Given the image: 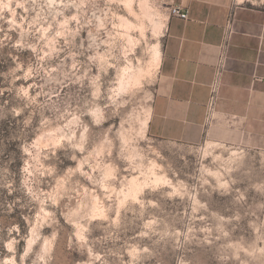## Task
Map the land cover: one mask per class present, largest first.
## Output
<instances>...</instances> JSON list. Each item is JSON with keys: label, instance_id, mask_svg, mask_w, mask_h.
I'll return each instance as SVG.
<instances>
[{"label": "rangeland", "instance_id": "rangeland-1", "mask_svg": "<svg viewBox=\"0 0 264 264\" xmlns=\"http://www.w3.org/2000/svg\"><path fill=\"white\" fill-rule=\"evenodd\" d=\"M172 1L0 0V264H264V136L148 134Z\"/></svg>", "mask_w": 264, "mask_h": 264}, {"label": "crops", "instance_id": "crops-1", "mask_svg": "<svg viewBox=\"0 0 264 264\" xmlns=\"http://www.w3.org/2000/svg\"><path fill=\"white\" fill-rule=\"evenodd\" d=\"M188 20L170 16L147 131L151 137L196 145L207 125V104L224 28L235 34L216 117L238 120L264 136V0H173Z\"/></svg>", "mask_w": 264, "mask_h": 264}, {"label": "built area", "instance_id": "built-area-1", "mask_svg": "<svg viewBox=\"0 0 264 264\" xmlns=\"http://www.w3.org/2000/svg\"><path fill=\"white\" fill-rule=\"evenodd\" d=\"M169 11L170 16H177L183 20H188V11L179 6H171ZM234 34L235 24L233 14L224 28L223 39L219 45V54L215 65L214 78L210 84V96L207 104V122L216 116L217 106L221 96L220 94L223 85V79L230 60V50ZM257 80L264 82V78Z\"/></svg>", "mask_w": 264, "mask_h": 264}, {"label": "bare ground", "instance_id": "bare-ground-1", "mask_svg": "<svg viewBox=\"0 0 264 264\" xmlns=\"http://www.w3.org/2000/svg\"><path fill=\"white\" fill-rule=\"evenodd\" d=\"M240 1V0H239ZM147 2H148V0H147ZM145 4V3H144ZM146 5V4H145ZM144 5V6H145ZM147 7V6H146ZM145 7V8H146ZM144 8V9H145ZM146 10V9H145ZM146 16H147V14H145ZM149 18V17H148ZM128 22V21H127ZM158 25V24H157ZM161 26V25H160ZM155 53H156V57H157V59H158V63L160 64V62H161V56H162V51H161V48H160V45L158 44L156 47H155ZM148 127V122H147V124H146V128Z\"/></svg>", "mask_w": 264, "mask_h": 264}]
</instances>
